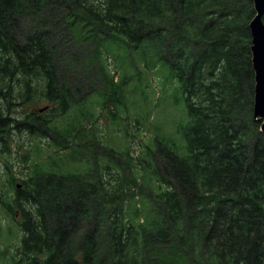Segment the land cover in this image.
<instances>
[{
  "label": "trees",
  "instance_id": "trees-1",
  "mask_svg": "<svg viewBox=\"0 0 264 264\" xmlns=\"http://www.w3.org/2000/svg\"><path fill=\"white\" fill-rule=\"evenodd\" d=\"M254 15L252 0H0V154L18 132L69 150L50 157L51 169L29 162L21 188L8 178L24 232L11 264H264ZM110 41L125 46L114 57L133 77L145 72L137 58L159 64V82L167 65L186 102L178 135L154 132L137 154L130 127L123 146H102L94 121H83L78 74L101 66ZM128 77L111 84L114 118ZM42 99L48 114L19 112Z\"/></svg>",
  "mask_w": 264,
  "mask_h": 264
},
{
  "label": "rangeland",
  "instance_id": "rangeland-1",
  "mask_svg": "<svg viewBox=\"0 0 264 264\" xmlns=\"http://www.w3.org/2000/svg\"><path fill=\"white\" fill-rule=\"evenodd\" d=\"M106 47H112L114 51L110 49L108 51ZM106 47L102 49L101 66H95L83 73H79V83L76 82L78 94L87 95V97L85 96L86 102L82 103L86 109V115L83 116L84 124L90 127L91 122L94 121L95 128H97L95 129L97 132L96 139L103 141L102 146L106 144L111 147L112 140L116 145L123 146L125 143V127H130L129 132L132 136L131 145L133 150H135V154H137L142 144L154 132L167 136L170 135V138L173 134L178 135L177 130H179L182 124L187 123L188 115L180 83L173 77L170 68L160 63L162 78L159 82L160 75L157 71L159 64L153 68H147L143 66V61L137 58L138 65L145 72L142 74L137 73L133 77L134 68L132 69L131 64L128 61H124L123 63L119 62L114 57V52L125 53V46L119 41H110L106 43ZM82 49V44H77L73 48L65 47L64 52L67 50L65 52L67 54L70 52H78L77 50L80 51ZM124 59V57L121 58V60ZM103 66L104 68L100 69ZM61 67L64 70L63 66ZM126 73L129 74V77L127 78V84L124 85L123 96L118 95L121 101L117 102V117L114 118L111 115L112 112L110 109L112 108L110 101L113 99L111 84L116 81H121ZM44 106L50 107L51 105L50 102L42 99L38 103H30L18 107V110L22 112V108L28 111L31 108H41ZM49 112L48 108L46 114ZM75 113L76 110L74 109V111L70 112V116L73 117ZM145 114L146 116L150 114L151 118L148 121L146 120L147 123L144 125L142 121L139 122L137 119L140 117L143 120ZM70 116L68 114L61 120V124L67 122ZM88 116L90 118H87ZM132 132L135 135H132ZM107 137L110 138V141H108ZM31 139L32 136L29 133L18 132L14 137L12 153L0 154V186L3 189L2 191L0 188V264H11L12 256L19 255V247L21 246L22 236L24 234L20 226L22 213L20 208L13 203L15 189L9 185L8 178L11 175L15 176L17 178L15 184L21 183V180L28 171L27 165L29 162L45 161L46 168L51 169L53 167L50 166V157L55 156L57 159H61L64 156L63 154L69 151L58 150L55 146H49L50 141L45 137H38L37 142H32ZM182 142L183 140L180 138L179 147L183 145ZM83 160L81 161V165H84L86 161V159ZM78 162L80 161L77 160ZM90 163L92 165L93 161ZM71 165L72 167L74 166L73 164ZM5 198L9 204H12L10 207L12 212L8 209L9 206L7 204L3 205L1 202ZM4 250L7 251V255L1 253ZM30 264L38 263H33L31 260Z\"/></svg>",
  "mask_w": 264,
  "mask_h": 264
},
{
  "label": "water",
  "instance_id": "water-1",
  "mask_svg": "<svg viewBox=\"0 0 264 264\" xmlns=\"http://www.w3.org/2000/svg\"><path fill=\"white\" fill-rule=\"evenodd\" d=\"M255 15L249 27L252 35V64L255 71V89L253 114L262 120L261 131L264 133V0H252ZM46 107L40 108L43 111ZM18 183L17 187H21Z\"/></svg>",
  "mask_w": 264,
  "mask_h": 264
}]
</instances>
